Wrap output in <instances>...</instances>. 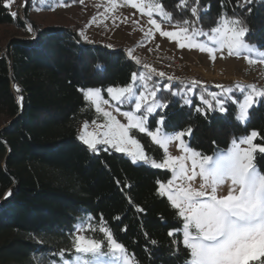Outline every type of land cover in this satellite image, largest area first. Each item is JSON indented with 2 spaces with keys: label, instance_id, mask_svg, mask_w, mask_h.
Segmentation results:
<instances>
[{
  "label": "trees",
  "instance_id": "obj_1",
  "mask_svg": "<svg viewBox=\"0 0 264 264\" xmlns=\"http://www.w3.org/2000/svg\"><path fill=\"white\" fill-rule=\"evenodd\" d=\"M141 1L161 4L172 13L173 22L195 19L190 8L197 6V27L204 31L216 26L222 12L238 15L251 29L250 43L264 50V0H255L250 14L236 7L237 0H189L187 8L181 0ZM4 3L0 0V43L6 40L3 29L24 32L28 24L34 31L32 37L10 38L5 48L0 46V264H40L45 257L55 258L52 253L71 248L73 225L88 217L95 228H110L132 264H168L175 238L167 233L182 225L167 199L156 195V182L166 183L170 173L135 164L113 149L93 153L78 139V126L97 119L78 89L100 88L105 97L108 87L130 83L132 73H140L137 65L121 48L88 43L68 27L35 23L28 17L29 0L24 17L15 19ZM199 94L197 90L194 104H199ZM19 96L24 98L22 109ZM235 96L242 101L241 93ZM158 98L168 101V108L162 110L167 112L165 123L176 126L165 131L190 126L192 136L184 139L202 154L227 151L234 139L253 130L259 133L254 143L264 146V103L249 109V121L241 123L236 119L238 104H227L225 113L201 115L185 106L181 96L162 91ZM123 107L121 111L130 110ZM156 128L150 117L149 130ZM130 134L140 141L146 156L162 162L163 151L146 133L134 130ZM256 163L264 172L260 154ZM137 205L145 211L136 212ZM101 214L105 225L100 223ZM117 216L119 220L114 219ZM125 226L127 231H122ZM88 235L103 239L99 232ZM175 264H183V255Z\"/></svg>",
  "mask_w": 264,
  "mask_h": 264
},
{
  "label": "snow or ice",
  "instance_id": "obj_2",
  "mask_svg": "<svg viewBox=\"0 0 264 264\" xmlns=\"http://www.w3.org/2000/svg\"><path fill=\"white\" fill-rule=\"evenodd\" d=\"M188 2L189 0H181L184 8L188 7ZM254 2L255 0H237L236 7L250 14ZM41 3H47V0H41ZM124 3L138 9L141 16L146 14L149 18L148 24L151 27L144 33L147 38L154 37V32L159 33L162 37L175 41L179 49H198L202 53H208L213 61L217 53L224 58L225 52L229 57L240 56L243 52L249 64L254 61L247 56L248 53L258 54L260 63H264V50L250 43L251 29L245 19L238 15L229 17L226 12H222L216 26L210 31H204L197 27L200 20L197 6L190 8L191 16L195 19L184 18L173 22L172 13L159 3L139 5L133 0H124ZM11 4L12 0H5L3 6L9 8ZM112 7L115 8L114 3ZM203 11L206 13L208 8ZM10 15L14 19L17 17L16 12H11ZM134 23L139 24V21ZM162 23H174L176 30H163ZM27 27L29 32L34 31L30 25ZM80 36L84 37L83 31ZM127 55L132 57L131 50ZM135 62L140 64L139 60ZM143 68L147 72H133L131 82L126 86L108 87L106 93L110 99L102 98L100 88L78 89L85 101H91L95 105V112L104 121L100 124L97 120H92L96 131H83L78 139L93 153L113 149L126 153L133 163L142 161L157 169L171 171L172 178L166 183L160 180L156 182V195L167 199L182 225L167 233L169 237L175 238L172 242L174 246L168 250L169 256L173 257L168 264H175L182 255L183 264H264V172L256 163L257 154L264 159V146L254 143L259 133L253 130L250 135L241 137L238 141L234 139L232 147L226 152H217L215 156L202 154L192 149L184 139L188 137L190 140L192 136L193 129L190 126L171 133L165 131L176 126L170 122L165 123L167 112L162 110L168 108V101L158 98V93L162 91L169 92L173 97L181 96L185 106L194 107L201 115H207L209 111L225 113L228 110L227 104H238L236 119L247 123L250 119L249 109L264 103V88H258L256 84L237 83L234 87L216 85L221 91L209 92L199 80L185 82L166 76L165 72L155 68L149 69L147 64ZM157 80L164 83H157ZM14 87L19 93L18 86ZM197 90H200L199 104H194L193 96L197 94ZM236 91L241 93L242 101L235 96ZM189 93L192 95H188ZM23 99V96H19L17 101L21 109ZM110 101L115 102L111 106L127 119V123H121L111 111L102 106L110 105ZM120 106H128L130 110L121 112ZM150 117L155 119V131L149 130ZM87 127L86 122L84 128ZM133 130L146 133L163 150L162 162L146 156L140 141L130 134ZM174 142L180 155L169 153V145ZM197 177L199 187H194ZM116 183L119 185L120 181L117 180ZM10 194L9 192L6 196ZM127 199L132 205L131 197ZM135 210L138 213L145 211L138 205ZM91 219L79 218L80 222L70 230L71 248L52 253L55 258L45 257L40 264H112L113 261L116 264H132L126 248L117 242L110 228H95L89 222ZM114 219L119 220L120 217ZM100 223L105 225L102 214ZM164 223L167 224V221ZM122 231H127V226ZM81 232L84 234H80ZM96 232L102 233L103 239H96L94 236L89 238V233ZM144 235L148 236L147 233ZM150 243L155 245L157 242L150 240ZM105 244L107 251L103 250Z\"/></svg>",
  "mask_w": 264,
  "mask_h": 264
},
{
  "label": "rangeland",
  "instance_id": "obj_3",
  "mask_svg": "<svg viewBox=\"0 0 264 264\" xmlns=\"http://www.w3.org/2000/svg\"><path fill=\"white\" fill-rule=\"evenodd\" d=\"M26 1L12 0V4L8 8L9 12H16L17 16L23 18V8ZM29 1L32 7L28 17L35 23L54 27H68L77 30L79 35L83 31L86 39L84 37L81 38L88 43L104 47L106 45H112L113 47L111 48H121L124 50L126 56L135 64L136 60L140 61L139 65L136 64L140 72H147L143 68V65L147 64L149 69L155 68L157 71L165 72L166 76L170 75L185 82L199 80L203 86L207 87L209 92L214 91L219 93L221 89L216 88V85L234 87L237 83L243 85L256 84L258 88H264V63H260L258 54H247L254 61L252 64L248 63V59L245 58L246 54L243 52L240 56L233 55L231 57L227 56L225 52L224 58H221L220 53H217L216 59L213 61L208 53H202L198 49H189L187 47L179 49L175 41H170L168 38L162 37L159 33H155L154 29V37L147 38L144 33L151 27L148 24L149 18L146 14L141 16L138 9L132 8L130 4H125L124 0H83V3L81 1L79 3H73L68 0H47V3H41V0ZM133 2L139 5L156 4L153 1L144 2L141 0H133ZM113 3L115 4V8L112 7ZM145 12H147V8H145ZM137 20L139 24L134 23ZM26 26L29 25L27 24ZM161 27L163 30H176L174 26L167 25L166 23H162ZM2 31V36L6 39H1L0 46L2 49L5 48L10 38L21 39L32 37V33L28 31V27L24 32H16L15 30L9 29H3ZM106 48L111 49L110 47ZM130 50L132 57L127 55ZM156 82L160 84L164 83V81L159 80ZM236 92L240 93L239 91ZM101 95L103 99H110L107 93L105 97L102 93ZM188 95L192 94L189 93ZM88 102L95 110V105L91 101ZM114 104V101H110V105L102 106L111 111L121 123H127V119L121 113L115 112L111 106ZM120 107L124 108L123 106ZM96 114L97 123L102 124L104 122L103 118L100 114ZM87 124V129L84 128L85 122L78 126L79 136L83 131H96L95 125L92 123ZM230 147H232V144ZM169 153L171 155L181 154L177 150L175 142L169 145ZM135 164H144L153 169H157L142 161ZM161 170L169 172L170 179L172 178L170 170ZM194 187H199V177L194 182ZM80 234L84 233L81 232ZM99 234L103 238V234ZM103 250L107 251L106 244ZM112 264H116V262L113 261Z\"/></svg>",
  "mask_w": 264,
  "mask_h": 264
}]
</instances>
